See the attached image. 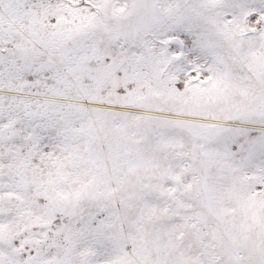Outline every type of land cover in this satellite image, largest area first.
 <instances>
[{"label": "snow or ice", "instance_id": "6c2138e0", "mask_svg": "<svg viewBox=\"0 0 264 264\" xmlns=\"http://www.w3.org/2000/svg\"><path fill=\"white\" fill-rule=\"evenodd\" d=\"M0 264H264V0H0Z\"/></svg>", "mask_w": 264, "mask_h": 264}]
</instances>
